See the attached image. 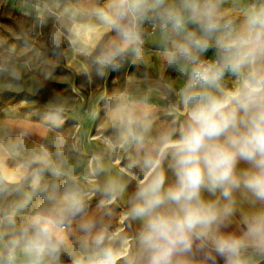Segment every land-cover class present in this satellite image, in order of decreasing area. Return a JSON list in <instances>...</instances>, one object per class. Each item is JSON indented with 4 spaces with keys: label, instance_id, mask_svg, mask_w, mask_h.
<instances>
[{
    "label": "clouds",
    "instance_id": "obj_1",
    "mask_svg": "<svg viewBox=\"0 0 264 264\" xmlns=\"http://www.w3.org/2000/svg\"><path fill=\"white\" fill-rule=\"evenodd\" d=\"M25 6L0 91L96 87L0 120V264H264V0Z\"/></svg>",
    "mask_w": 264,
    "mask_h": 264
},
{
    "label": "crops",
    "instance_id": "obj_2",
    "mask_svg": "<svg viewBox=\"0 0 264 264\" xmlns=\"http://www.w3.org/2000/svg\"><path fill=\"white\" fill-rule=\"evenodd\" d=\"M27 11L28 9L25 6V0H0V38H11L14 33L20 32L22 26H30L32 24V18L30 16H25L23 11ZM39 31V29H37ZM46 35L47 29L44 30V35L41 37V42L46 43ZM61 68H67V62L62 61L60 64ZM76 73L72 68L67 69V76H62L68 78V87L72 94V98L74 102H79L81 96H83L84 100L87 101L88 97L92 94L95 90L96 85L88 86L86 83L81 85L75 82ZM113 84L119 86L120 80L113 81ZM102 86H106V83ZM78 90V91H74ZM10 107H18L19 105H11V106H4L0 107V120L4 119L7 110ZM87 107V104H85ZM24 114L26 112H21ZM35 119V117H33ZM76 121L69 119L66 124L65 128L70 129ZM93 122L89 121L86 125L87 127H91ZM39 140V137H36Z\"/></svg>",
    "mask_w": 264,
    "mask_h": 264
},
{
    "label": "rangeland",
    "instance_id": "obj_3",
    "mask_svg": "<svg viewBox=\"0 0 264 264\" xmlns=\"http://www.w3.org/2000/svg\"><path fill=\"white\" fill-rule=\"evenodd\" d=\"M53 80L47 81L46 83L54 84V87L51 91H41L40 94L36 95L35 100L32 99V93L28 92V87L30 86V82H18L22 84L20 92H10V91H0V107L11 106V105H19V110L21 112H27L30 108H39L40 105L45 102L47 97L53 93L61 92L62 95L68 97L71 101L74 102L72 98V94L68 87V78L62 77L64 76L62 72H58ZM0 81L5 83L12 82L10 79L5 78L3 75H0ZM25 81H28V77H25ZM63 87L61 91L60 88Z\"/></svg>",
    "mask_w": 264,
    "mask_h": 264
}]
</instances>
